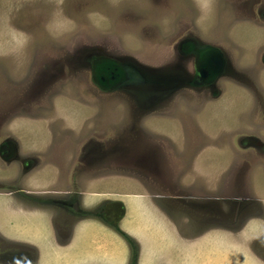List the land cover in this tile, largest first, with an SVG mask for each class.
Returning <instances> with one entry per match:
<instances>
[{"label": "rangeland", "instance_id": "1", "mask_svg": "<svg viewBox=\"0 0 264 264\" xmlns=\"http://www.w3.org/2000/svg\"><path fill=\"white\" fill-rule=\"evenodd\" d=\"M185 41L195 44L196 55L180 49ZM215 54L223 76L212 85L199 82L201 59ZM262 77L264 0H0L1 234L41 250L47 264H123L125 234L132 235L130 249L139 247L138 264H264V234L244 240L242 250L229 231L227 238L217 230L225 224L234 230L246 217L264 219V196L263 203H246L237 195L240 182L243 198L255 192L249 183L244 187L248 171L264 172ZM230 87L249 97L241 117H223L252 123L239 134L231 127L233 133L225 132L237 151L234 166L244 171L232 173L238 184L231 191L201 196L195 181H186L187 155L210 145L197 116L208 119L215 110L199 107ZM10 118L23 122L22 129L12 131ZM17 142L22 151L16 152ZM41 170L38 179H45L34 187L84 191V207L97 202L90 193L113 190L106 194H125L139 219L132 225L128 214L132 227L118 220L115 230L106 228L108 236L97 230L99 222L86 220L61 248L50 216L61 218L59 230H65L62 205L40 220L19 212L25 204L12 195ZM156 223L165 225L163 232L155 231ZM113 234L119 242L110 252ZM100 237L110 243L105 252L89 248ZM0 254L8 264L25 256L9 247Z\"/></svg>", "mask_w": 264, "mask_h": 264}, {"label": "crops", "instance_id": "2", "mask_svg": "<svg viewBox=\"0 0 264 264\" xmlns=\"http://www.w3.org/2000/svg\"><path fill=\"white\" fill-rule=\"evenodd\" d=\"M223 80V79H222ZM260 87L263 89L264 88V77L260 78L259 81ZM230 90H232V92H230ZM239 92L240 97H238L237 93ZM216 98L214 100H207V102L199 107L202 108L201 112L206 108L208 111L210 110H215L212 115L207 119L206 118V114H202L200 116H197L198 119V124H200L201 128L205 130V132L207 134L210 135V145L204 147L202 150L197 149L196 151H190L188 154L187 151V156L189 158V163H188V168H190V177H187V180L189 183L193 184L195 181V184H197V187L200 188V190L198 189V192H200L201 196H206L207 192H209L210 190H216V191H224V187H228V189L226 190H230L233 187H235L238 183H237V179H235L233 177V172L237 171L239 172L244 171L242 170V167L239 166H234L237 161H236V156L235 153L237 152L236 149H232L231 147L229 148V144L232 142V138L230 139V135H225V132H232V130L234 131L235 134H239L240 130L242 127H246L252 125V123H250V121H247V124H241V121H232V122H227L224 120V116L226 115L227 117H229V115L231 116H238L241 117L242 115H240L241 113V109H244V102L246 104L249 103V97H247V95H245L243 92H240V90H237L236 88H226L224 93L221 94V92L215 96ZM230 97V98H228ZM228 105H234L236 107V111L237 114L232 115L230 114V110H232L231 106ZM205 111V110H204ZM216 113H219L220 119L218 121V119L216 118ZM249 117V116H248ZM247 117V119H248ZM217 119V120H216ZM251 119V116H250ZM14 121V120H12ZM27 121V120H25ZM29 121V120H28ZM34 122V121H33ZM13 126V130L14 131V125L19 126V129L21 130L23 127V122H19V123H15L12 122L10 124V126ZM22 125V126H21ZM218 125V127H217ZM231 127L232 130H229ZM233 133V132H232ZM223 137L225 138V141L222 140ZM219 140V143L218 141ZM217 144V145H216ZM232 144V143H231ZM233 145V144H232ZM234 146V145H233ZM22 147V146H21ZM20 145H18V142L16 144V152L22 151ZM34 147V146H32ZM242 147V146H241ZM242 149V148H241ZM241 153V152H240ZM230 154V155H229ZM234 154V155H233ZM231 156V157H230ZM236 162V163H235ZM240 164H243L240 161ZM255 171V172H252ZM251 172H247L250 175L249 181H245L244 187L246 186V184H248L250 186V184L252 185V188L255 192L253 193L252 196H250V198H243L241 195L243 193V189L246 188H242L243 187V182L239 183V188L241 189V195L240 193L237 194L238 196H240V198L238 199L239 202H246L247 201H255L257 203H263L262 196H264V172L262 171V168L259 167L257 168V170H252ZM45 172H43L42 170L38 173V174H33L31 177V180H33L34 182H30L29 184L27 182H25L30 188L31 190H35V191H47V190H51V191H57L59 189L57 188H47V186L44 185H40L38 186L39 188H37V186H33V185H39L40 182L38 181H42L44 179H38L39 177H41V175H44ZM30 176V175H29ZM28 176V177H29ZM228 176L230 177V179L228 178ZM231 178H233L234 180H231ZM242 178V177H241ZM30 180V178H29ZM235 182L232 186L231 184ZM212 188V189H211ZM240 189H237V191H239ZM113 190H109L106 189V192H99V191H94L90 194H93L91 198V200L93 199L94 201H97L96 203L99 202V197H103L106 193H110ZM231 191V190H230ZM84 192V191H83ZM240 192V191H239ZM86 193V192H84ZM114 194V193H113ZM114 196V201L121 203L126 211H125V215L124 218L121 219V226H123L125 229L126 228H130L132 227L131 225H127V216L128 214L130 215L129 218L131 221V224L133 225L134 221L136 218L139 219V215H133L132 212L133 210H131V206L126 202V195L125 194H121L120 197H118V195H113ZM244 196V195H243ZM130 197V196H129ZM148 200V206L152 209H154L157 214H161V220H163V216L164 213H162L160 210V208L154 204L152 199H147ZM155 200V199H154ZM193 200V199H191ZM205 201V200H203ZM227 201V200H224ZM95 203V204H96ZM264 205V204H260ZM205 207H203L204 209ZM204 211H209V209H205ZM202 215H206V213H201ZM245 220V221H244ZM244 220L239 221L237 223V225L235 226V229L233 227L234 230H227L224 227H227L226 224L223 228H218L217 230L220 231L222 234L225 235V237L229 238L230 235H233L236 240L238 241L237 243L239 244L238 246L242 248V245L240 246V244H243L244 240H251L252 242H256L258 241V239L264 234V219L263 220H259V219H253L252 217H246ZM127 221V222H126ZM92 224V222H91ZM157 226V229H155V231H162V228L165 227V225L162 227L161 223H156L154 227ZM223 226V225H222ZM121 229H124V228ZM97 230L100 231V233H104V236H108V231L105 230V228L103 226H101L100 224L96 226ZM149 231H152L153 228H146ZM124 231V230H123ZM132 231V230H131ZM168 231V230H167ZM171 231V230H170ZM230 232V235L228 234V232ZM226 233V234H225ZM106 234V235H105ZM220 233H217L216 236H219ZM111 239L113 240L114 245L110 246V250L115 249L117 247V244L119 242V238L117 235L113 234ZM100 238H96V239H92V243L89 246V248H94L96 251H101L102 249L105 250L107 249V247H109L110 243L106 242L105 246L104 243L102 244V239L100 242ZM108 239V238H107ZM109 239V240H111ZM111 240V241H112ZM102 244V245H101ZM246 246H248L246 244Z\"/></svg>", "mask_w": 264, "mask_h": 264}, {"label": "flooded vegetation", "instance_id": "3", "mask_svg": "<svg viewBox=\"0 0 264 264\" xmlns=\"http://www.w3.org/2000/svg\"><path fill=\"white\" fill-rule=\"evenodd\" d=\"M11 120H13V118L9 119V121ZM22 166L24 167L25 165ZM18 187L20 189L18 188L14 189L12 195H15L16 197L20 198V200L23 201V204L25 205H23L22 211L19 210V212H22L23 214L25 213L26 216H33L34 213H36L41 217L40 220H44L46 213L47 216L49 214L48 209L54 207L55 205H57V203H60L62 205V207L59 209L61 210L60 213L64 212L63 225L66 224L67 226V228L63 227L65 228V230H59V225H60L59 219L61 218H59L58 216H54V217L52 215L50 216L51 223L54 226V229L51 230V233L53 235L55 242L57 240H60L58 244L59 247L61 248H64L65 244L71 240L72 231L77 224H81L86 220H91V222L97 221L101 224V226L105 228V230H108V232H110L109 229L106 228H111L115 230L117 221L123 219L122 216L124 217L125 215V209L123 205L119 202L116 203V201L113 200L114 196L111 194H105L102 198L99 199V202L95 205L84 207L83 206L84 202L80 200L81 194L83 195L84 192L78 191L77 189L71 190L68 188L66 189L63 188L57 191H51V190L35 191V190H31V188L25 182L24 183L22 182ZM116 205H118L119 207L118 209L116 208ZM105 214L107 215L105 216ZM114 216L116 220L113 219ZM116 216L118 218H116ZM61 231H63V233L66 235L63 236L61 234ZM125 236H127L126 240L125 239L123 240L124 243L128 246V251L126 253L128 255V258H126L123 264H138V260H140L139 247L130 249L129 241H131L132 243V239H133L132 235L125 234ZM34 239L37 240V238ZM8 247L9 250L15 248V250L18 253L25 255L24 257L16 256L12 258V260L15 259V261H17L18 258H20L21 260V263H13V264H47V259H44L42 254H40L41 250L31 248L30 244L29 246H27L16 241L13 242L11 241V238L4 236L0 232V248L7 249ZM5 256L6 255L2 256V254H0V264H8L5 261L4 258ZM123 257L124 255L120 256L122 261H123ZM117 264H119V262Z\"/></svg>", "mask_w": 264, "mask_h": 264}, {"label": "water", "instance_id": "4", "mask_svg": "<svg viewBox=\"0 0 264 264\" xmlns=\"http://www.w3.org/2000/svg\"><path fill=\"white\" fill-rule=\"evenodd\" d=\"M186 47L188 48L187 49L188 54L196 55L198 53L194 50L195 44L193 42L191 41L182 42L180 49L182 50V49H185ZM220 60L221 58L216 54L215 56H212L210 59H207V58L203 60L201 59V64L198 67V76H197V78L200 79L199 82L205 81L207 85H212L213 83L217 81L218 78H221L223 76V73L220 71V68L222 65V62ZM104 71L106 73L107 68ZM112 74L113 73L111 72L110 78L112 80H115V76ZM126 74L128 75L129 78L132 77L127 71H126ZM101 79H104V77L101 76ZM195 83H198V82H195Z\"/></svg>", "mask_w": 264, "mask_h": 264}]
</instances>
